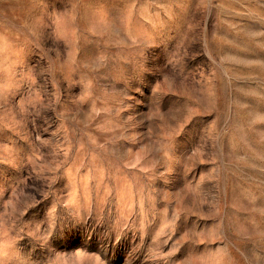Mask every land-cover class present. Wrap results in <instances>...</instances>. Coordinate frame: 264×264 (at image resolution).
Here are the masks:
<instances>
[{"label": "rangeland", "instance_id": "rangeland-1", "mask_svg": "<svg viewBox=\"0 0 264 264\" xmlns=\"http://www.w3.org/2000/svg\"><path fill=\"white\" fill-rule=\"evenodd\" d=\"M0 264H264V0H0Z\"/></svg>", "mask_w": 264, "mask_h": 264}, {"label": "snow or ice", "instance_id": "snow-or-ice-1", "mask_svg": "<svg viewBox=\"0 0 264 264\" xmlns=\"http://www.w3.org/2000/svg\"><path fill=\"white\" fill-rule=\"evenodd\" d=\"M191 243V242H190Z\"/></svg>", "mask_w": 264, "mask_h": 264}]
</instances>
